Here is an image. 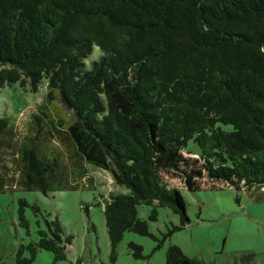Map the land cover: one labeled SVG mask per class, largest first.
I'll use <instances>...</instances> for the list:
<instances>
[{
  "label": "trees",
  "instance_id": "trees-1",
  "mask_svg": "<svg viewBox=\"0 0 264 264\" xmlns=\"http://www.w3.org/2000/svg\"><path fill=\"white\" fill-rule=\"evenodd\" d=\"M26 82H46L47 92L25 127L0 116V181L12 171L24 189L47 194L61 164L70 187L90 182L88 164L109 170L127 189L104 200L112 261L126 231L159 248L190 223L183 187H264V0H0V86ZM56 98L73 122L54 115ZM190 139L199 152L186 151ZM141 203L152 206L149 219L163 206L180 223L157 239ZM27 208L45 227L18 246L14 264L41 249L65 259L72 235L60 218L19 197L27 233ZM128 248L146 257L142 244ZM166 264L203 263L170 243Z\"/></svg>",
  "mask_w": 264,
  "mask_h": 264
},
{
  "label": "rangeland",
  "instance_id": "rangeland-1",
  "mask_svg": "<svg viewBox=\"0 0 264 264\" xmlns=\"http://www.w3.org/2000/svg\"><path fill=\"white\" fill-rule=\"evenodd\" d=\"M100 53L101 49L95 45L86 59L87 64L90 65ZM46 92V82L41 83L37 90H32L28 82L25 85L12 83L0 86V116L16 117L19 127H25L32 110L44 99ZM52 112L68 123L75 120L73 112L61 98L55 99ZM185 149L199 152V146L193 139ZM87 169L90 182L83 179L78 186L70 187L71 177L61 164L50 178L51 190L47 194L24 189L12 171L9 180L0 181V264H14L18 246L36 240L37 229L45 227L44 217L36 216L30 208L26 210L30 233L19 224V197L37 202L45 215L58 216L66 233L72 235L65 259L55 262L51 251L41 249L31 264H72L78 258L83 264H166L170 243L180 245L186 254L199 258L203 264H264V187L255 188L251 193L244 187L237 190L232 186L198 191L181 188L191 221L165 238L172 226L180 223V216L161 206L158 218L152 220L149 219L152 206L141 203L138 215L148 220L150 230L157 239L164 238V242L157 248L156 239L126 231L118 245L117 259L112 261L103 212L104 200L112 192H126L127 189L115 183L109 170L91 164ZM89 183L90 186L87 185ZM83 205H87L88 210ZM130 241L143 245L145 258H135L129 252Z\"/></svg>",
  "mask_w": 264,
  "mask_h": 264
}]
</instances>
